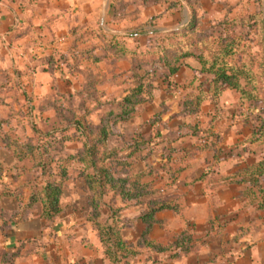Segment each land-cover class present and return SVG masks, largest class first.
<instances>
[{
  "label": "rangeland",
  "instance_id": "374dc122",
  "mask_svg": "<svg viewBox=\"0 0 264 264\" xmlns=\"http://www.w3.org/2000/svg\"><path fill=\"white\" fill-rule=\"evenodd\" d=\"M99 10L104 18L97 20L98 30L72 28L57 36L58 29L33 31L37 26L28 19L15 33L23 37L5 41L8 54L0 58L4 139L18 150L39 146L33 160L41 164L40 171L42 166L54 173L56 166L65 169L60 217L75 214L89 224L88 217L98 221L103 229L113 221L121 227L117 234L125 251L116 250L115 264H264V205L256 185L241 182L264 157V133H259L264 123V0H101ZM191 17L197 31L214 29V38L223 34L219 24L236 23L231 33L242 44L237 63L248 66L257 100L242 103L225 86L213 89L211 76L201 75L194 59L179 60L177 72L169 75L151 56H118L103 43L102 37L149 34L125 47L153 50L159 37L152 33L161 38L185 29ZM92 46L94 55L100 50L93 58L98 64L86 58ZM133 89L139 94L125 118L120 105ZM198 95H207V101L188 113L184 104ZM105 122L108 150L134 140L144 148L133 156L128 175L146 173L141 183L148 185V194L140 202L113 200L109 194L96 210L88 204L83 164L58 159L81 148L84 126L96 130ZM64 136L80 137L81 143H59ZM21 165L30 174L32 160ZM25 180L30 183L31 175ZM151 199L172 208L156 212L148 234L141 236L145 224L138 217L150 209L144 203ZM89 230L96 232L93 226ZM118 240L113 236L115 249Z\"/></svg>",
  "mask_w": 264,
  "mask_h": 264
},
{
  "label": "trees",
  "instance_id": "16d2710c",
  "mask_svg": "<svg viewBox=\"0 0 264 264\" xmlns=\"http://www.w3.org/2000/svg\"><path fill=\"white\" fill-rule=\"evenodd\" d=\"M176 2L179 3V0H176ZM189 23L185 29L175 33H164L161 38L162 34L152 33V35L159 37L155 39V48L153 50L131 51V49L125 47V45H128L125 42L131 39L136 40V38L148 37L149 34L120 35L111 36L108 39L102 37V39L107 48L116 52L118 56L129 58L151 56V61L161 63L167 69L169 75H174L177 72L178 67L174 64L179 60L185 58L194 59L199 65V73L204 76H211L209 83L213 89L217 86H225L229 90L238 93L242 103L257 100L253 87L254 79L248 66L243 65L242 61H240L242 62L240 64L237 63L238 58L242 55V44L240 39L231 33L236 23L225 21L219 24L223 31L222 36L219 38L212 37L214 29L206 28L202 29L203 31H197L198 25L193 17H191ZM179 35H181V38H178ZM119 40L121 41L119 42ZM93 52V47L86 51L88 58L91 59L90 63L98 62L97 59H93L96 57ZM138 94V90L133 89L130 95L122 101L120 112L125 118L133 111L136 104L134 99ZM205 97L198 95L191 98L188 103L184 104L186 111L188 113L197 112L201 104L207 100V95ZM106 123H103L102 127L96 130H89L84 126V129L81 132L79 131V135H84L81 148L74 155L58 159V161L64 163L77 161L83 164L84 173L82 176L84 185L90 193L88 204L96 210H98L101 200L109 194H111V199L119 198L122 202H140L148 194V185L141 183L142 178L147 176L146 173L128 175L133 156L139 155L144 148L141 147L137 140H134L132 143L125 142L123 148L108 150L107 139L109 133H107L108 126ZM260 128L259 133L263 134L264 123L260 124ZM42 142L44 141H39V143ZM67 142L81 143V140L80 137L76 136H64L59 139V143ZM10 147L18 161H25V159L30 158L34 172H39V175H35V182L38 185L34 189L29 205L37 204L42 218L51 220L58 217L61 211L59 200L64 192V181L67 178L65 169L61 165L56 166L58 173H54L50 167L42 166V171H40L41 164L37 163L35 165V160H33L35 152L38 153L39 146L34 147V145L26 144V149L19 150L15 146L14 148ZM40 151L43 152V150ZM34 166H36V169ZM245 175H247V182H252L256 185L258 195L261 196L264 205V186L260 185L264 183V157L251 167L248 172L246 171ZM42 178L44 179L43 182ZM144 204L150 209L138 217V220L145 224V229L141 236L148 234L156 212L172 208L159 199H151ZM89 218H87L88 221L91 224L94 223ZM97 222L92 224V226L96 228L104 253L110 264H115V253L117 251L124 253L123 251H125L117 234L120 232L121 227H117L118 225L113 221L103 229ZM113 236L116 240L119 239L117 241L118 249L111 245Z\"/></svg>",
  "mask_w": 264,
  "mask_h": 264
},
{
  "label": "crops",
  "instance_id": "0c3cea01",
  "mask_svg": "<svg viewBox=\"0 0 264 264\" xmlns=\"http://www.w3.org/2000/svg\"><path fill=\"white\" fill-rule=\"evenodd\" d=\"M100 3L101 0H18L8 5L6 0H0V58L8 54L2 48L7 39L10 42L13 37H23V32L19 36L15 33L23 30L28 19L37 26L33 31L58 29L57 36H66L72 28L98 30L97 20L104 18ZM98 53L100 50L96 56ZM3 90L0 87V93ZM22 163L14 157L0 130V264H109L97 231L90 232L92 224L84 217L72 214L48 220L41 217L37 204L29 205L38 185L35 174L39 172L32 169L26 173ZM28 175L30 183L25 182Z\"/></svg>",
  "mask_w": 264,
  "mask_h": 264
}]
</instances>
